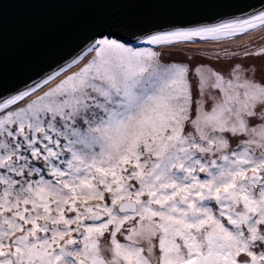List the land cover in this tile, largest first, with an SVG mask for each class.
<instances>
[{"label": "snow or ice", "instance_id": "obj_1", "mask_svg": "<svg viewBox=\"0 0 264 264\" xmlns=\"http://www.w3.org/2000/svg\"><path fill=\"white\" fill-rule=\"evenodd\" d=\"M0 264H264V0L0 86Z\"/></svg>", "mask_w": 264, "mask_h": 264}, {"label": "water", "instance_id": "obj_2", "mask_svg": "<svg viewBox=\"0 0 264 264\" xmlns=\"http://www.w3.org/2000/svg\"><path fill=\"white\" fill-rule=\"evenodd\" d=\"M255 0H0V86L12 88L76 48L97 20L165 22L235 13Z\"/></svg>", "mask_w": 264, "mask_h": 264}]
</instances>
